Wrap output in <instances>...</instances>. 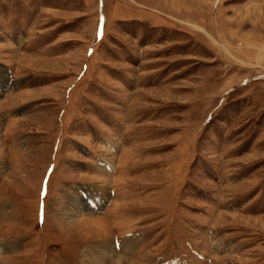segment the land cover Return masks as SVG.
I'll return each mask as SVG.
<instances>
[{
  "label": "rangeland",
  "instance_id": "374dc122",
  "mask_svg": "<svg viewBox=\"0 0 264 264\" xmlns=\"http://www.w3.org/2000/svg\"><path fill=\"white\" fill-rule=\"evenodd\" d=\"M117 241L264 264V0H0V264Z\"/></svg>",
  "mask_w": 264,
  "mask_h": 264
},
{
  "label": "bare ground",
  "instance_id": "6f19581e",
  "mask_svg": "<svg viewBox=\"0 0 264 264\" xmlns=\"http://www.w3.org/2000/svg\"><path fill=\"white\" fill-rule=\"evenodd\" d=\"M102 246L106 247V248H104V254H105L104 256L106 257V259H103V261H102V262H104V264H133V263H130L126 259H123V258L116 260V262L110 263V259L112 258L111 254L113 251H115V247L111 246V244H105ZM93 253H94V255H93ZM93 253L90 251L88 252V260L85 261L86 262L85 264H103L98 258H96L97 257L96 255H100L99 249L97 251H94Z\"/></svg>",
  "mask_w": 264,
  "mask_h": 264
}]
</instances>
